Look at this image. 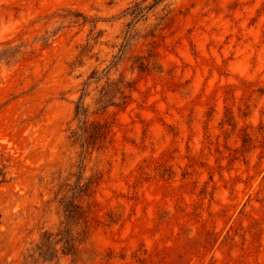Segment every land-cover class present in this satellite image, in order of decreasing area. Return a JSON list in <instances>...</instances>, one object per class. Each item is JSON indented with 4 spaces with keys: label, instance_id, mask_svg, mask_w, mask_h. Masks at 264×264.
Wrapping results in <instances>:
<instances>
[{
    "label": "rangeland",
    "instance_id": "1",
    "mask_svg": "<svg viewBox=\"0 0 264 264\" xmlns=\"http://www.w3.org/2000/svg\"><path fill=\"white\" fill-rule=\"evenodd\" d=\"M88 181L75 260L61 199ZM0 264H264V0H0Z\"/></svg>",
    "mask_w": 264,
    "mask_h": 264
},
{
    "label": "trees",
    "instance_id": "2",
    "mask_svg": "<svg viewBox=\"0 0 264 264\" xmlns=\"http://www.w3.org/2000/svg\"><path fill=\"white\" fill-rule=\"evenodd\" d=\"M139 16H142V14ZM102 78V75H97L96 70L91 72L83 83L82 93L75 106V117L78 119V125L73 130L72 136L74 142L79 144L86 152L102 148L110 134V127L107 123L89 119V105H85L84 103L85 98L90 94L88 87L92 83H98ZM115 84V82L106 79L105 83L101 86L98 92L99 96L95 101V104L101 110H105L111 105L124 106L127 103L129 95L126 93V89L129 86L119 87L114 92ZM93 183L94 181H88V183L81 185L77 195L72 192L70 195H64L61 199L65 216V228L59 233L60 238L55 242V245L61 244L60 249L62 252L64 254H72L75 256V260L79 257V253L82 252L80 246L85 243L87 238L86 229L81 225V222L85 218V210L83 209L81 200L85 195H89L87 192L91 189L90 186ZM77 187H79L78 184H76L75 188ZM90 259L88 257V261Z\"/></svg>",
    "mask_w": 264,
    "mask_h": 264
}]
</instances>
